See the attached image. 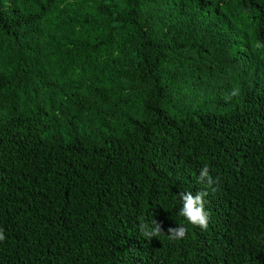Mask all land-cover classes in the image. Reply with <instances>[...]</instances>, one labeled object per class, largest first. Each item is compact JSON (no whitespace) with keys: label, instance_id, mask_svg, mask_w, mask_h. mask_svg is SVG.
Segmentation results:
<instances>
[{"label":"trees","instance_id":"trees-1","mask_svg":"<svg viewBox=\"0 0 264 264\" xmlns=\"http://www.w3.org/2000/svg\"><path fill=\"white\" fill-rule=\"evenodd\" d=\"M0 230V264H264V0H0Z\"/></svg>","mask_w":264,"mask_h":264},{"label":"clouds","instance_id":"clouds-1","mask_svg":"<svg viewBox=\"0 0 264 264\" xmlns=\"http://www.w3.org/2000/svg\"><path fill=\"white\" fill-rule=\"evenodd\" d=\"M199 178L201 182H203L206 178L208 186H212L213 179L209 175V168L207 165L201 169ZM212 190L214 191L215 189L213 188ZM207 195V191H198L195 195H193L191 192L181 193L183 206L179 209V215L184 217L190 224L199 226L202 230H206L208 228L209 222V213L204 207V197ZM153 224L155 226L150 230L148 225L143 223L140 225V231L142 235L148 239L158 237L163 231L159 222L154 220ZM167 232L169 234V239L178 240L184 238L187 235V228L183 225H179L178 227H169ZM4 239V233L2 230H0V241Z\"/></svg>","mask_w":264,"mask_h":264}]
</instances>
